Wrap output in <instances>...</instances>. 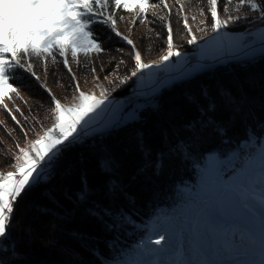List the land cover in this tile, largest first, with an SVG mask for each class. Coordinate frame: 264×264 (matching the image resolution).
I'll return each mask as SVG.
<instances>
[{
  "label": "trees",
  "instance_id": "1",
  "mask_svg": "<svg viewBox=\"0 0 264 264\" xmlns=\"http://www.w3.org/2000/svg\"><path fill=\"white\" fill-rule=\"evenodd\" d=\"M197 3L207 10L204 0H186L189 16L197 14ZM147 19L153 23L141 29L138 23L132 33L128 32L130 22L123 19L119 23L125 29L118 30L134 39L144 60L157 59L164 41L154 33L164 37L165 32L161 21L151 14ZM171 20L178 50L194 51L195 47L181 38L183 29L175 12ZM189 22L199 37L197 24ZM91 27L106 49V54L95 58L97 66L104 62L103 79L114 66H110L107 53L119 59L116 48L130 49L109 27L99 23ZM149 27L154 31L150 33ZM147 43L154 46L151 54L143 51ZM120 72L124 74L123 66ZM58 74L65 82L69 80L62 66ZM77 74L84 83L83 73ZM14 75L13 83L27 93L26 100L35 110L40 99L46 100V93L26 73ZM87 81L92 82L91 76ZM48 82L57 94H64L53 76ZM136 83L133 78L111 97H126ZM153 96H139L143 106L132 119L96 132L63 151L55 170L25 191L14 205L9 236L2 243L0 258L5 264H117L146 235L151 217L173 210L180 188L198 182L207 154L233 155L226 171L239 169L243 157L258 152L256 142L264 135V53L196 72ZM2 119L7 118L0 110ZM6 127L19 139L10 119ZM0 142V171H8L12 169L11 155L5 149L15 151V147L4 128H0ZM105 211L109 215H104Z\"/></svg>",
  "mask_w": 264,
  "mask_h": 264
},
{
  "label": "snow or ice",
  "instance_id": "2",
  "mask_svg": "<svg viewBox=\"0 0 264 264\" xmlns=\"http://www.w3.org/2000/svg\"><path fill=\"white\" fill-rule=\"evenodd\" d=\"M5 2L0 0V5ZM7 2L14 4V0ZM26 3L23 11L15 9L10 16L0 10V20H11L9 24L0 25V110L12 121L13 131L19 132V139L14 138L6 127L7 119L0 120V128H4L5 135L13 139L15 147V151L5 149L11 155L14 171H0V242L9 236L14 205L25 191L55 170L63 151L79 143L82 136L96 131L95 126L105 116L111 118L114 115L108 111L113 103L111 93L133 78L142 80L146 74L151 77L156 71L168 68L174 59L184 57L174 43L173 12L183 29L181 38L188 45L199 47L201 41L205 45L211 42L201 49L202 54L219 51L247 54V50L257 43L259 51L264 52V0H204L207 10L197 3V14L191 16L187 14L186 0H26ZM120 9L135 13L128 27L129 33L138 23L151 25L153 21L147 19L149 14L161 21L165 36L161 37L160 32L154 33L158 40L164 41L158 59L145 62L134 39L118 30L117 21L123 20L118 16ZM158 9L165 14L161 15ZM190 20L197 24V31L201 33L199 37L194 33ZM96 23L109 27L130 49L125 52L124 48H116L119 59L107 53L110 66H114L103 79L100 73L105 72L104 62L97 66L93 59L98 60L106 54L104 44L91 27ZM240 25H256L257 30L244 27L246 35L234 40L228 29ZM148 31L154 30L149 27ZM148 39L150 41L151 37ZM153 50L151 43L144 45L145 53L151 54ZM61 66L68 74L67 82L58 74ZM122 66L123 75L120 72ZM17 72L32 77L46 93V100L40 99L35 110L21 95L20 86L13 83ZM78 72L83 73L84 83L91 76L95 87L100 89L99 95L81 87ZM50 75L54 77L56 87L64 90L63 95H58L49 85ZM6 100L13 103L12 108ZM15 100L24 107L16 104ZM213 106L209 105L210 108ZM29 133L34 138L30 139ZM239 170H252L262 177L260 182L253 181L243 190L246 199L258 204L264 216V144L260 145L256 155L250 154L241 161ZM233 171L234 175L238 172L235 168ZM216 175L218 177V173ZM213 185L231 187L228 182L225 184L218 179L212 181ZM198 205L188 207L197 208ZM245 207L249 208L255 221L247 227L228 225L215 219L207 206L200 208L198 218L191 222L190 228L186 225L174 233H170L168 225L179 221L182 214L168 218L153 225L157 239L137 245L117 264H147L145 258L148 257L153 258L151 264H264V219L257 217L247 203ZM104 215L109 213L105 211ZM201 229L212 243L202 242ZM221 236L223 242L217 245L216 238ZM221 255L230 259H217ZM0 264L5 262L0 260Z\"/></svg>",
  "mask_w": 264,
  "mask_h": 264
},
{
  "label": "rangeland",
  "instance_id": "3",
  "mask_svg": "<svg viewBox=\"0 0 264 264\" xmlns=\"http://www.w3.org/2000/svg\"><path fill=\"white\" fill-rule=\"evenodd\" d=\"M14 5H17L18 7L16 9H19L20 11H23L27 7L26 0H14ZM118 16L123 17L125 22H130L134 18L135 13L129 12L125 9H120L118 11ZM121 21L122 20L118 19L117 28L120 31H123V29H125V25L123 23L120 24L119 22ZM141 27H144V24L140 25L139 29H141ZM245 27H249L253 31L257 30L256 25H247ZM243 30L244 27L240 29L229 28L228 33L233 37L234 40H239L242 35H246ZM210 44L211 42H209V45ZM209 45H205L204 42L201 41L200 46H194L195 49L192 52L188 50H180L182 53H184V57L182 59H174L173 63H171L168 68L156 71L151 77L146 74L142 80H137L136 87L126 97H111L113 103L108 111L110 114L114 113V115H111V118L109 116H105L104 120L95 126L96 131L91 132L88 136H82L80 141L86 139L96 132L102 131V129L104 130V128H111L115 124H120L125 120L135 117V115H137V109L142 107L144 102L143 100H139V96H142L143 98L151 97L157 93H160L163 88L172 86L175 81L182 80L183 78L196 72H201L219 65H227L234 61L254 59L264 53L259 51L260 46L257 43L253 46V48L247 50V54L241 51H219L202 54L201 49L208 47ZM191 55H196L197 61L189 64L188 57ZM93 59L95 60V57ZM147 61L149 60L146 59L145 62ZM37 70L40 69L37 68ZM81 87L85 91H94L97 95H99L100 89L95 87L93 81L82 83ZM21 95L25 99L27 98V93L22 89ZM128 98H132L131 101H136L127 106L125 103H127ZM152 99H154V96ZM6 102L9 103L10 108L13 107L12 102L7 100ZM15 103L21 106V102L19 100H15ZM105 121L108 122L105 123ZM261 144H264V135L259 142H256L258 149ZM257 153L258 152H254L251 155H256ZM209 157L212 159H208ZM232 158L233 155L224 156L216 152L207 154L204 159V163L200 167L201 175L198 179V182L185 184L180 188V195L178 198L179 201L173 210L163 213L158 212L151 217L148 223L146 235L142 238V240L135 244L134 249H136L137 245H140L142 242H146L149 239H157L156 230L153 229V225L166 221L168 218L176 217L182 214V217L179 221L170 223L168 225V230L170 233H174L178 229L184 228L186 225L190 228L191 222L198 218L200 208L205 206L211 210L215 219H218L228 225L247 227L250 224L255 223L249 208L245 207L246 203L250 208L255 210L257 217L264 219V216L261 215L260 206L254 201L246 199V194L243 190L246 186L251 185L253 181L260 182L262 177L259 174L254 173L252 170H239L240 168H235L238 171L236 175H234L235 173L233 169H230V173L227 172L225 167H227V164L231 163ZM246 158L247 157H243V160ZM233 161H235V159H233ZM8 171H14V168ZM217 173L218 177L216 175ZM216 179L222 180L225 184L228 182L231 187L225 188L219 185L212 186V181ZM206 180L207 182H205ZM194 204L199 205L197 208L188 207V205ZM184 217H187V220H185ZM201 240L204 243H212V241H210L203 232V229H201ZM3 241L0 242V248H2ZM215 242L217 245H219L223 242V237H217ZM145 259L147 264H151L153 258L148 257ZM217 259L228 260L230 258L227 255H221L217 257Z\"/></svg>",
  "mask_w": 264,
  "mask_h": 264
},
{
  "label": "clouds",
  "instance_id": "4",
  "mask_svg": "<svg viewBox=\"0 0 264 264\" xmlns=\"http://www.w3.org/2000/svg\"><path fill=\"white\" fill-rule=\"evenodd\" d=\"M17 5H14L12 3L6 2L3 5H0V10H2V13L4 15H12L14 13V10L17 8ZM11 23V20H0V25L9 24Z\"/></svg>",
  "mask_w": 264,
  "mask_h": 264
},
{
  "label": "bare ground",
  "instance_id": "5",
  "mask_svg": "<svg viewBox=\"0 0 264 264\" xmlns=\"http://www.w3.org/2000/svg\"><path fill=\"white\" fill-rule=\"evenodd\" d=\"M192 57H197L196 55H191V56H189L188 57V61H189V64L192 62ZM132 100V98H128L127 99V102H129V101H131Z\"/></svg>",
  "mask_w": 264,
  "mask_h": 264
},
{
  "label": "built area",
  "instance_id": "6",
  "mask_svg": "<svg viewBox=\"0 0 264 264\" xmlns=\"http://www.w3.org/2000/svg\"><path fill=\"white\" fill-rule=\"evenodd\" d=\"M249 40H251V38H248ZM195 61H197V57H192V62L191 63H193V62H195ZM190 63V64H191Z\"/></svg>",
  "mask_w": 264,
  "mask_h": 264
},
{
  "label": "crops",
  "instance_id": "7",
  "mask_svg": "<svg viewBox=\"0 0 264 264\" xmlns=\"http://www.w3.org/2000/svg\"><path fill=\"white\" fill-rule=\"evenodd\" d=\"M104 129H106V128H104ZM103 130V129H102Z\"/></svg>",
  "mask_w": 264,
  "mask_h": 264
}]
</instances>
